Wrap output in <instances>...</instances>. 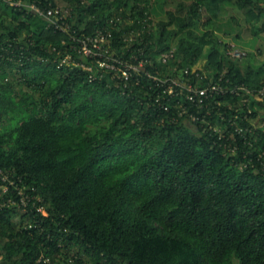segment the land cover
I'll return each mask as SVG.
<instances>
[{
    "label": "trees",
    "instance_id": "1",
    "mask_svg": "<svg viewBox=\"0 0 264 264\" xmlns=\"http://www.w3.org/2000/svg\"><path fill=\"white\" fill-rule=\"evenodd\" d=\"M253 49L264 0H0V264H264Z\"/></svg>",
    "mask_w": 264,
    "mask_h": 264
},
{
    "label": "built area",
    "instance_id": "2",
    "mask_svg": "<svg viewBox=\"0 0 264 264\" xmlns=\"http://www.w3.org/2000/svg\"><path fill=\"white\" fill-rule=\"evenodd\" d=\"M35 10H38L36 6H32ZM55 13H58V10H55ZM52 15V10H49L47 12V17ZM104 37L102 35H97L95 38L92 39V41L95 44H98L99 42L103 41ZM233 48V46H232ZM232 48L229 50V54L234 57V58H238L241 59L244 55L245 52L238 49L235 53H231ZM82 51L86 56H91L92 51L88 48L87 44L83 43L82 45ZM95 55H98L97 53H95ZM172 57V52L166 53L162 55V60L166 61L168 58ZM114 63H111L109 61H105V60H98L99 66L102 68H105L107 70H118L121 73V76H123L125 79H127L130 75L129 70L133 69H137L136 66H131V65H127V64H123L122 68L115 65V62H118L116 59H113ZM185 73H187V70H185ZM220 80H222V77H220ZM229 80L227 79L226 82H228ZM165 82H163L164 84ZM175 86H179L182 87L183 89L186 90V97L188 98L189 101L193 102V103H197L198 102H202L203 100L209 99L215 95H224L227 94L229 91L233 94H239V92L241 90H245V87L243 85H234L233 87L229 88L227 86H223L222 84L218 83V82H211V83H207V85H205L204 87H199L198 85H192V84H188V83H180L177 80H172L171 84L168 85L166 92L168 95H175L177 94ZM256 99L258 100H263L264 99V86L259 89V91L257 92V95L255 96ZM196 117L194 115H192V120H195ZM0 175H2V171L0 170ZM6 176L2 177L3 181H6ZM2 191L6 192L7 191V187L6 186H2ZM23 192L19 191V195H22ZM12 200V199H11ZM8 200L10 203H14L13 200ZM25 198L21 199V204L26 205L25 203Z\"/></svg>",
    "mask_w": 264,
    "mask_h": 264
},
{
    "label": "rangeland",
    "instance_id": "3",
    "mask_svg": "<svg viewBox=\"0 0 264 264\" xmlns=\"http://www.w3.org/2000/svg\"><path fill=\"white\" fill-rule=\"evenodd\" d=\"M154 22H156V18H154ZM246 39H248V38H246ZM224 41H227V43L232 47L233 46V48H232V50H231V53L233 54V53H235L241 46L242 47H245V45L244 44H241V43H236L234 40H232L231 39V37H226V38H224ZM244 52L245 51H251L252 49H248V48H246V49H242ZM205 51H207V49L205 50ZM253 56H251V58H250V62L253 64V65H255V66H257V65H261V64H263L264 63V52L263 53H258L257 52V50H255V49H253ZM199 66H201V67H205L206 66V63H205V60H201V62L199 63ZM195 69V68H194ZM253 123L256 125V124H258V125H262L263 123H264V121H260L259 119H256V120H254L253 121ZM26 203V202H25ZM22 206H25V205H23V204H21Z\"/></svg>",
    "mask_w": 264,
    "mask_h": 264
}]
</instances>
